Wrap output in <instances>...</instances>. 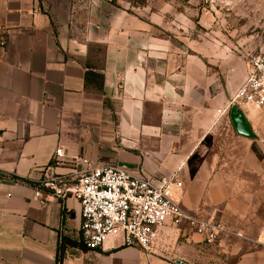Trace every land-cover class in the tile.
<instances>
[{
	"label": "crops",
	"instance_id": "crops-1",
	"mask_svg": "<svg viewBox=\"0 0 264 264\" xmlns=\"http://www.w3.org/2000/svg\"><path fill=\"white\" fill-rule=\"evenodd\" d=\"M141 20L103 13L101 0H0V264H264V207L250 202L245 177L260 172V149L230 113L217 114L245 79L230 88ZM85 162L178 173L186 213L223 224L235 215L241 235L210 244L188 224H168L150 253L117 238L90 250L80 203L41 185L75 179ZM248 223H262L256 235H244ZM63 241L73 244L61 250Z\"/></svg>",
	"mask_w": 264,
	"mask_h": 264
},
{
	"label": "built area",
	"instance_id": "built-area-1",
	"mask_svg": "<svg viewBox=\"0 0 264 264\" xmlns=\"http://www.w3.org/2000/svg\"><path fill=\"white\" fill-rule=\"evenodd\" d=\"M235 105L264 112V54L247 64L244 83L230 103L218 110V118L228 116ZM55 156L58 161L63 160V149H57ZM84 165L75 179L53 175L42 180L41 185L56 198H74L80 203L82 242L90 250L102 248L109 238H117L126 246L150 253L159 229L168 224H188L211 244L231 233L215 219H199L182 209L174 194L175 188L183 187L178 173L135 176L118 164Z\"/></svg>",
	"mask_w": 264,
	"mask_h": 264
},
{
	"label": "rangeland",
	"instance_id": "rangeland-1",
	"mask_svg": "<svg viewBox=\"0 0 264 264\" xmlns=\"http://www.w3.org/2000/svg\"><path fill=\"white\" fill-rule=\"evenodd\" d=\"M101 4L103 13L110 10L143 18L141 21L148 23L150 33L171 41L179 49L181 60H202L213 76L227 78L230 88L236 87L234 90L246 78L247 64L264 54V0H101ZM94 53L99 59L103 50L97 47ZM234 107L248 115L254 150L260 149V172L247 173L245 177L254 191L248 197L250 202L264 207V112L252 106ZM220 142L223 141H218L217 146L224 144ZM229 143L234 153L246 154L245 147L234 148L235 143L231 140ZM257 214L264 218V208ZM229 219L231 223L225 224L233 228V232L224 224L231 231L228 236L241 235L237 232L240 224L235 222V215H230ZM221 220L216 221L222 223ZM261 226L262 223H248L244 235H256ZM220 262L219 257L213 256L207 260L202 257L197 264Z\"/></svg>",
	"mask_w": 264,
	"mask_h": 264
},
{
	"label": "water",
	"instance_id": "water-1",
	"mask_svg": "<svg viewBox=\"0 0 264 264\" xmlns=\"http://www.w3.org/2000/svg\"><path fill=\"white\" fill-rule=\"evenodd\" d=\"M230 119L236 129V131L246 137H254L250 125L247 123L244 115L237 107H232L230 110Z\"/></svg>",
	"mask_w": 264,
	"mask_h": 264
},
{
	"label": "trees",
	"instance_id": "trees-1",
	"mask_svg": "<svg viewBox=\"0 0 264 264\" xmlns=\"http://www.w3.org/2000/svg\"><path fill=\"white\" fill-rule=\"evenodd\" d=\"M21 181H22V182H26V183H28V181H25V180H22V179H21ZM68 244L71 245V244H73V243H71L70 241H63V243H62V247H61V250L63 249L64 246H66V245H68Z\"/></svg>",
	"mask_w": 264,
	"mask_h": 264
}]
</instances>
